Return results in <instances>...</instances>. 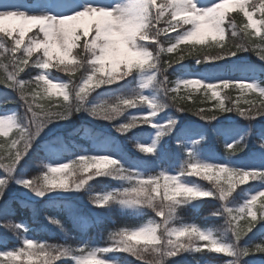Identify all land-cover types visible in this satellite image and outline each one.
<instances>
[{
  "label": "snow or ice",
  "instance_id": "6c2138e0",
  "mask_svg": "<svg viewBox=\"0 0 264 264\" xmlns=\"http://www.w3.org/2000/svg\"><path fill=\"white\" fill-rule=\"evenodd\" d=\"M231 9H238L240 13H243V16L247 18V23L238 25L234 19L229 18L228 13ZM257 11L260 13V20L253 18ZM85 17L92 19L93 23L90 26L85 27L81 24ZM129 18L135 19L142 27L134 36H131L127 43L108 36L110 27L115 32H119L121 26ZM11 21L18 22L15 29L19 34L18 38L13 37V27L6 26V22ZM162 22L166 25L165 27L160 26ZM29 28L36 29V31L21 49ZM249 29L253 31L249 32ZM0 33H4L5 37H13L11 43L5 42V38L0 37V57L10 61L11 65V71L0 80V84L19 92L25 108L22 120L15 115L0 116V129H2L0 137L8 138L0 142V169L6 172L14 170L31 147L34 136L43 127L52 121L67 118L73 110L80 111L83 106L80 102L97 88L95 84L101 86L117 82L129 76L133 70L145 67H151L155 69V72L142 82L140 87H145L148 81L154 79L158 73L162 78L161 86L166 89L178 111H186L180 104L183 98L178 96V91L182 87L200 86L205 93L211 92L210 98L219 99V103L213 105V109L200 108L195 111V114L202 119L210 121L215 119L218 113L226 111H236L246 119H255L257 116L264 115V88L258 87L256 83L228 79L205 82L198 78L168 82L165 75L166 70L185 57L179 55L172 60H161V53L172 54L182 43L194 42L202 45L208 40L215 41L221 50L215 55L205 53L201 56L193 45L189 54L194 55L197 63L212 62L234 56L242 51H252L264 60V2L257 6L255 3L249 4V0H241L239 6L232 7L228 6L227 0H216V3L209 7H200L196 0H162V2L127 0V3L108 7L85 0L67 14L52 15L29 13L22 8L8 6L7 0H4V3L0 4ZM90 33L91 38H89ZM226 33H230L233 40L240 35V42H234L231 47H225L222 42ZM162 35L166 37V47L160 40ZM253 36H259L262 43H257L252 39ZM154 48L158 50L154 52ZM41 49L42 54H39ZM74 49H77L75 53ZM137 51L148 55L145 63L140 64L135 60ZM34 53H37L35 57ZM29 67L38 68L41 71L26 81L21 78L20 74ZM53 68L66 73L69 79L66 82L51 79L48 73ZM89 74L94 75L93 86L80 91L83 80ZM194 81L196 83H193ZM55 85L63 88V95L57 92ZM229 87L239 89L241 92L249 90L253 94H258L259 105L245 100L244 103L248 106H242L240 97H237L231 99L230 105L226 106L225 98H220V93L216 89H228ZM29 88L31 91L26 92ZM42 92L49 96L55 94L63 99L50 102L45 107V104L40 102L44 100ZM187 99L191 100L192 96L188 95ZM137 104H147L153 111L132 117L130 122L115 126L117 130L124 134L131 128L145 123L155 126L152 116L156 114L159 106L143 94L122 98L112 104L96 105L89 111L94 116L111 120L114 115H120L125 108ZM208 111H213V114L207 115ZM174 123L175 121L169 122V124ZM258 143L264 147V140H259ZM136 147L146 154L155 151L151 144H138ZM226 147L230 152H236L242 150L243 145L234 141ZM52 166H63L64 168V175L59 182L53 179L54 173L47 165L46 170L40 176L17 179L16 183L28 188L36 195L43 196L51 189H81L89 180L108 173L112 169H115L112 173L113 178L124 175L119 162L108 155H81L71 161ZM92 169L95 171L69 183V178L75 176L77 170L89 173ZM246 173L248 174L247 179L241 182L239 177ZM202 174L203 178L212 183L214 191L183 180L185 176L201 177ZM259 176H264V170L236 169L223 164L197 160L186 161L175 174L161 171L159 174L149 176L129 175L127 178L132 181L129 186L103 195L95 194L90 197L93 204L103 207L110 201L118 200L128 206H147L152 208L155 215L161 219H150L139 227L118 229L110 234L109 238L112 243L107 247L90 249L86 245L81 246L77 249L81 253L77 257V264H115L103 256L109 251H125L140 260L142 264H164L165 257L178 255L190 248L196 251L227 255L236 252L241 256L264 252V240L252 246H239V241L252 230L260 219H264V190L252 194L239 207H223L233 235L231 244L221 241L211 230H203L196 224L175 226L171 223L180 205L197 198L219 197L222 202L226 201L236 189L237 184H245ZM230 177L236 179L230 180ZM7 180V176L0 177V195L3 194ZM175 188L190 191L188 194L175 195L171 191ZM201 193L203 195H200ZM258 201L260 205L256 208ZM220 214V211L216 213V215ZM49 219L52 223L59 224L57 219ZM241 221H246V223L242 226ZM8 226L24 228L19 223H10ZM201 236L204 238H200ZM26 240L32 241V245L25 244ZM7 253L16 254V264H24L25 260L27 264H37V261L39 264H54L58 258L66 255L64 245H52L27 238L23 239L22 246L15 250L0 253V264H11ZM150 256L152 259H149ZM226 264H232V262L228 261Z\"/></svg>",
  "mask_w": 264,
  "mask_h": 264
},
{
  "label": "trees",
  "instance_id": "16d2710c",
  "mask_svg": "<svg viewBox=\"0 0 264 264\" xmlns=\"http://www.w3.org/2000/svg\"><path fill=\"white\" fill-rule=\"evenodd\" d=\"M158 2H162V0H158ZM261 2H264V0H249V4L255 3L257 6ZM249 10L251 11L250 7ZM228 17L234 19L238 25L247 23V18L238 9H231ZM253 18L260 20L259 11L255 12ZM160 26L165 27L166 25L162 22ZM35 31L36 29H30L26 32L21 49L27 44ZM252 31V29H249V32ZM172 35H175V33H172ZM0 37H4L5 42L11 43L13 37L18 38V35L13 34V37H5L4 33H0ZM41 38H43L42 34ZM252 39L257 43H262L259 36H253ZM160 40L166 47V37L162 35ZM234 42H240V35L233 40L230 33H226L222 42L225 47H231ZM194 47L201 56L205 53L214 55L221 50L218 44ZM192 49L193 46L182 43L172 54L161 53L162 61L175 59L179 55L185 57L166 70L165 75L168 82L193 76L208 82L224 79L244 80L256 83L258 87L264 88V60H261L252 51H242L234 56L224 57L212 62L197 63L194 55L189 54ZM157 50L158 48L153 49L154 52ZM73 51L75 53L77 49ZM36 54L34 53V57ZM39 54H42L41 50ZM148 69L153 75L155 69L151 67ZM10 71V61L0 57V80ZM39 71L41 70L38 68L29 67L20 75L22 79L27 81ZM49 71L54 78L59 77L62 82L69 79L68 75L59 69L53 68ZM141 73L142 69H136L119 82L104 84L93 89L80 102L83 105L80 111L73 110L67 118L52 121L55 127L59 126L58 130H64L58 136L53 135L56 139L49 149L36 146L28 150L14 170H23L28 177H31L33 174L25 170V166L33 168V173L41 174L43 171L42 165L48 158L60 157L67 160L72 156L99 154L102 151H110L116 157L121 156L117 157V161L126 170H132V172L135 171L144 176L161 171L176 173L189 160L223 164L236 169L264 170V147L258 143L259 140H264V115L257 116L255 119H246L236 111H226L218 113L216 118L210 121L202 119L195 114V111L200 108L213 109V105L218 104L219 99L210 98L211 92L205 93L200 86L193 89L181 88L178 91V96L183 98L180 100V104L186 109V111H178L166 89L161 86L162 78L159 74L157 73L155 78L147 83L146 88H141V82L138 81ZM30 91V88L26 89V92ZM216 91L220 93V98H225L226 106L230 105L231 99L237 97H240L241 105L245 107L248 106L244 103L245 100L255 102L257 106L260 103L258 94H253L249 90L241 92L239 89L229 87L228 89L217 88ZM146 93L155 94L156 96L162 95L166 99V107L156 114V121L166 123L154 138L156 139L154 143L155 151L151 154L134 152L124 145L133 147L138 144L152 143L153 128L150 126L131 128L126 133L121 134L115 127L124 122H130V119L138 114L145 113L147 108L143 106L144 104L127 107L120 115H114L111 120L94 116L89 111L91 107L96 105L112 104L119 99L131 98L138 94L146 96ZM42 95L44 100L40 102L44 103L45 107L50 102L62 101L63 99L55 94L49 96L42 92ZM188 95L192 96L191 100L187 99ZM9 107H14L15 116L22 120L25 108L19 97V92L0 84V109ZM206 114L212 115L213 111H208ZM170 121H175L174 124H177L175 126L169 124ZM63 125L65 126L63 127ZM9 135L11 136V133ZM109 136L112 137L111 143L100 146L101 143L99 142ZM93 137H98L99 140L91 142ZM4 139L8 138L0 137V142H3ZM234 141L243 145L242 150L230 152L227 149L226 146ZM115 144H118L119 147L115 146V148ZM115 182L116 179L109 176H96L86 184L85 188L89 189L90 192L87 197L90 198L95 194H107L122 189L121 187L117 188ZM257 189H260L259 191L264 190V176L254 178L242 185L237 184L236 189L226 201L222 202L219 197L197 198L180 205L171 223L175 226L196 224L201 229L211 230L223 242H233V235L228 224V218L223 212V207H239L244 203L245 198L250 197L249 193ZM211 190L214 191L213 188ZM88 198H85L87 199V206L93 205L92 200ZM70 204L71 200L63 197L32 200L18 195H0V225L19 223L24 226L23 229L15 228L12 233L0 231V251L20 246L21 238L26 236L34 241L64 245L66 255L58 258L54 264H73L72 256L81 255L77 251L81 246L86 245L90 249L104 248L112 242L109 238L111 233L123 227L142 226L153 219L151 212H154L152 208L146 206L140 207L137 211L130 210L121 206V203L116 200L105 205L106 210L104 206L99 209L102 212H111L109 215L96 214L94 216L89 213L91 212L89 209L83 210L77 204L73 207ZM259 205L260 202L257 203L256 208H259ZM218 211H220V215H216ZM129 212L140 213L133 214ZM93 217H96V219ZM49 218L57 219L59 224L52 223ZM44 219L50 222H44ZM159 219L161 218H157V220ZM240 223L243 226L246 221ZM262 240H264V219H260L252 230L239 241V246H252ZM110 253L121 262L134 264L138 260L125 251ZM187 257L189 261L165 257L164 264H226L228 261H231L232 264H264V252H254L241 256L236 252L227 255L195 250Z\"/></svg>",
  "mask_w": 264,
  "mask_h": 264
},
{
  "label": "rangeland",
  "instance_id": "374dc122",
  "mask_svg": "<svg viewBox=\"0 0 264 264\" xmlns=\"http://www.w3.org/2000/svg\"><path fill=\"white\" fill-rule=\"evenodd\" d=\"M84 2H85V0H31V1H28V0H7L8 6L22 8V9H24L25 11H27L29 13L52 14V15H64V14H67L69 11H72V10L76 9L81 3H84ZM90 2L94 3V4H99V5L111 7V6L116 5V4L127 3V0H90ZM3 3H4V0H0V4H3ZM196 3L200 7H209L212 4L216 3V0H196ZM92 23H93L92 19L91 18H87V17L83 18L82 21H81V24L83 26H85V27L90 26ZM17 24H18L17 21L6 22V26L13 27V29H14L13 34L19 35L18 31L15 30ZM30 29L31 28H29L28 30H30ZM89 38H91V33L89 34ZM187 44L190 45V46H193V45L194 46H207V45H214V44H217V43L215 41L208 40L202 45L201 44H195L194 42H188ZM41 51H42V49H41ZM148 68H150V67H145L144 69H142V73H141V75L139 76V79H138V81H140L141 83L146 81L147 78L152 75V73H150ZM49 74L50 73H48V75ZM50 75H49V77L51 79L62 82V80H60L59 77L54 78L52 75L51 76ZM188 78H196V77L187 76V77L182 78V79H188ZM199 79H202V78H199ZM121 80H119V81H121ZM119 81H117V82H119ZM205 82H208V81H205ZM105 85H108V84H105ZM146 86H147V84H146ZM146 86L143 87V88H146ZM189 88L193 89V88H196V87H189ZM146 96H148L151 100H153L154 102H156L158 104L159 108L156 111V114L166 107V99L164 98V96H162V95H157L156 96L155 94L152 95L151 93H146ZM143 106L145 108H147V111L145 113H149V112L153 111L147 104H144ZM156 114L152 116V121H153V124L155 126H150L149 124L145 123V124H142L140 126L133 127V128H138V127H142V126H150L151 128H153V130H154V134L152 136L153 142L150 143L153 146L155 145L154 143L156 142V139H154L155 136H157L160 133L161 127L166 123V122L159 123L158 121H156ZM8 115H15V108L14 107L0 109V116H8ZM176 124H174V126ZM64 126L65 125H63V127ZM58 128H59V126L55 127V124H53L52 122L48 123L45 127H43L42 131H40L38 135L34 136V138L31 141V147L28 150H30V149H32V148H34L36 146L37 147H42V148L44 147L45 149L48 150L49 147L53 144V142L56 139V137H53V135L56 134L58 136L64 130V129L58 130ZM96 140H99L98 137L91 138V142H94ZM111 140H112L111 136L105 137V139H103V141L99 142V143H101L100 146H104L106 144L111 143ZM145 145H148V144H145ZM115 146L119 147L118 144H115L114 147ZM121 146H123V145H121ZM124 146H126V148L129 147L128 149H130V150H132L134 152L146 154V153L140 151L136 146H133V147H130L128 145H124ZM82 155H108V156L114 157L116 160H117V157H121V156H117L116 157V155L113 154L110 151H102L99 154H82ZM78 156H81V155H77V156H74V157L72 156L71 158H69L67 160L62 159L60 157H57L55 159H53V158L49 159L48 158L47 160L44 161V163L42 165L43 171L46 170V166L47 165H50V164L51 165H55V164L68 162V161H71V160L75 159ZM119 167H121L123 169L124 175L122 177L115 178L116 179L115 183H116V187L117 188L118 187L124 188V187L129 186L132 183V181L127 178L129 175L144 176V175L139 174L138 172H135V171L132 172V170H126L125 167H123L120 163H119ZM24 168L29 173L33 174L31 177H38V176L41 175V174H38V173H35V172L33 173L34 169L29 167V166H25ZM94 171L95 170L92 169V170L89 171V173H83V172L77 170L76 171V175L69 178V183H71L72 180H75V179H77V178H79L81 176L89 175L91 172H94ZM114 171H115V169H112L108 173L101 174V175H105V176H109V177L113 178L112 173ZM156 174H159V173H155V174H151V175H156ZM169 174H175V173H169ZM5 176L8 177V180L6 181V185L3 188V194L2 195H18V196H23V197H26V198H29V199H32V200H40L42 198H49V197H63V198H68V199L71 200L70 206L73 207L74 205L77 204L83 210L89 209L91 211L89 213L93 214L94 216H96V214L109 215L111 213V212H102V210H99L102 207H97L94 204L91 205V206H87V199H85V198H88L87 195L90 192H89V189L85 188L86 185L83 188L78 189V190L77 189H72V188H69V189H51V190L46 191V193L43 196H40V195L34 194V192L29 190L28 188H25V187L21 186L20 184L16 183L17 179H22V178L28 177L26 175V173H24L23 170L22 171L13 170L12 172H6L5 170L0 169V177H5ZM146 176H149V175H146ZM183 180L185 182L189 183V184H194V185H197V186H199L201 188H206V189L213 188L212 183L207 181L205 178H203V174L201 175V177H196L195 175L185 176V177H183ZM83 190H85V191L83 192ZM259 190L260 189H257L254 192H250L249 195L251 196L252 194H255V193L259 192ZM109 193H111V192H109ZM100 195H103V194L101 193ZM93 196L94 195H92V197ZM249 198H245L244 202L246 200H248ZM88 199H90V198H88ZM114 201H116V200H113L112 202H114ZM259 202L260 201H258V203ZM121 206L126 207V208H128L130 210H135V211L139 210L140 207H143V206H139V205H137V206H128V205H124L122 203H121ZM104 208L106 210L105 206H104ZM129 213H133V214L135 213L136 214V213H140V212H129ZM151 213H152L153 218H155V219L160 218V217H157L155 215V212H151ZM93 218L96 219V217H93ZM43 221L47 222V223L50 222L47 219H44ZM14 230H15V228L8 226V224L0 225V231L1 232L12 233ZM203 230L207 231L209 229H203ZM25 238L30 239V238H28L26 236H23L21 238V245L20 246H22V240L25 239ZM221 241H223V240H221ZM230 242H229V244L232 243V242L231 243ZM111 243L112 242L108 243L105 247L109 246ZM20 246L18 245V246H15L14 249H8V250H5V251H0V253L6 252V251H10V250H15L16 248H18ZM194 251H195L194 249L190 248L189 250L183 251L182 253H180L178 255H174V256H172L170 258H172V259L175 258V259L189 261L187 256H188V254H190L191 252H194ZM110 252H114V251H109V252L103 254V256H104V258L106 260L113 261V262H115V264H133V263L125 262V261H122V262L118 261V259L115 256H113L112 253H110ZM77 257L78 256H72L73 264H77ZM149 259H152V257L150 256ZM24 264H27L26 260H25ZM37 264H39V261H37ZM134 264H142V262L140 260H137L136 263H134Z\"/></svg>",
  "mask_w": 264,
  "mask_h": 264
},
{
  "label": "clouds",
  "instance_id": "9594fccd",
  "mask_svg": "<svg viewBox=\"0 0 264 264\" xmlns=\"http://www.w3.org/2000/svg\"><path fill=\"white\" fill-rule=\"evenodd\" d=\"M241 0H227L228 6H232V7H236L239 6ZM253 24H255V21H253ZM142 27V25L140 23H138L135 19L129 18L126 22H124V24L121 26V31L119 32H115L111 27L108 30V36L110 38L116 39V40H122L123 42L127 43L129 41V39L131 38V36H134ZM218 53V52H217ZM209 54V53H206ZM209 55H213V54H209ZM215 55V54H214ZM148 59V55H146L145 52H141V51H137L135 53V60L140 63L143 64L147 61ZM94 75L93 74H89L87 76L86 79L83 80V83L81 85L80 91H84L85 88L87 87H91L94 84ZM193 83H196L195 81ZM96 87H99V84H95ZM54 87H56L57 92L61 95L64 94V90L63 88H61L59 85H55ZM77 95H79V93H77ZM53 111H57V109H53ZM0 131H2V129H0ZM42 131V129H41ZM39 133H37L38 135ZM49 169L54 173V177L53 179L57 182H59V180L63 177L64 175V168L63 166H52L49 165ZM223 171V169L221 170ZM248 177V174L246 173L245 175L239 177L240 181L243 182L244 180H246ZM235 177H230V180H235ZM172 193L175 195H180V194H188L190 190H185V189H181V188H175V189H171ZM200 195H203L202 193ZM146 238V237H145ZM200 238H204V237H200ZM195 241H193L194 243ZM25 244H27L28 246L32 245V241L30 240H26ZM10 261L11 264H16V254L15 253H7L6 254ZM29 259L31 260V257H29Z\"/></svg>",
  "mask_w": 264,
  "mask_h": 264
}]
</instances>
